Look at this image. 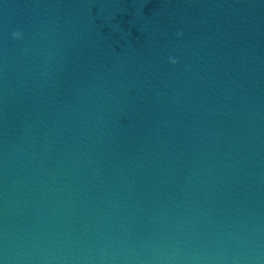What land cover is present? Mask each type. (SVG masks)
<instances>
[{"label": "water", "instance_id": "95a60500", "mask_svg": "<svg viewBox=\"0 0 264 264\" xmlns=\"http://www.w3.org/2000/svg\"><path fill=\"white\" fill-rule=\"evenodd\" d=\"M0 264H264V0H0Z\"/></svg>", "mask_w": 264, "mask_h": 264}]
</instances>
